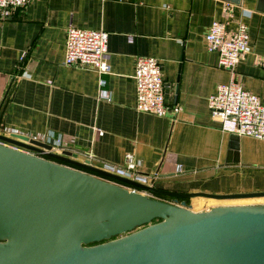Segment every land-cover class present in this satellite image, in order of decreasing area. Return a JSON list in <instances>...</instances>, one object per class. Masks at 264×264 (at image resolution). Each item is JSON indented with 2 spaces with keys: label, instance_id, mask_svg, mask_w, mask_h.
I'll return each mask as SVG.
<instances>
[{
  "label": "crops",
  "instance_id": "crops-1",
  "mask_svg": "<svg viewBox=\"0 0 264 264\" xmlns=\"http://www.w3.org/2000/svg\"><path fill=\"white\" fill-rule=\"evenodd\" d=\"M228 4L234 6L228 27L245 21L253 48L237 79L264 104V0H33L0 17V133L55 139L79 151L81 161L92 151L98 167L123 165L133 154L139 173L157 175L152 186L165 190L264 191V140L223 132L209 108L231 74L208 50L205 35L214 20L228 19ZM70 26L109 33V73L65 63ZM139 56L160 60L166 102L176 109L169 116L136 109ZM182 201L202 211L264 204V197Z\"/></svg>",
  "mask_w": 264,
  "mask_h": 264
},
{
  "label": "water",
  "instance_id": "water-1",
  "mask_svg": "<svg viewBox=\"0 0 264 264\" xmlns=\"http://www.w3.org/2000/svg\"><path fill=\"white\" fill-rule=\"evenodd\" d=\"M79 157L55 139L0 133V264H264V204L179 202L264 191L175 192Z\"/></svg>",
  "mask_w": 264,
  "mask_h": 264
},
{
  "label": "built area",
  "instance_id": "built-area-1",
  "mask_svg": "<svg viewBox=\"0 0 264 264\" xmlns=\"http://www.w3.org/2000/svg\"><path fill=\"white\" fill-rule=\"evenodd\" d=\"M32 1L0 0V17L10 18L17 10L25 8ZM225 14L228 19L214 20L205 35V40L208 50L218 53L220 67L229 71L231 78L229 82L219 85L217 91L210 96L209 108L212 115L219 120L223 132L264 140V104L257 94L246 89L237 79L240 62L253 49L249 26L239 19L234 28L228 27L230 21L234 20L233 5L226 6ZM108 40L109 33L105 30L70 26L66 37L65 63L94 69L100 74L109 73L111 64ZM134 78L137 86L136 109L138 111L165 117L169 116L171 111L176 110L166 102L165 80L162 64L158 58L139 56ZM104 83L102 79L101 84L104 85ZM100 95L102 99L110 98L105 90H102ZM85 153L88 160L94 164L93 159L97 156L92 151ZM99 167L149 185H152V179L157 177V175L140 174L133 154H127L123 165L103 162ZM129 188L139 190L135 187Z\"/></svg>",
  "mask_w": 264,
  "mask_h": 264
},
{
  "label": "rangeland",
  "instance_id": "rangeland-1",
  "mask_svg": "<svg viewBox=\"0 0 264 264\" xmlns=\"http://www.w3.org/2000/svg\"><path fill=\"white\" fill-rule=\"evenodd\" d=\"M210 209V208H209Z\"/></svg>",
  "mask_w": 264,
  "mask_h": 264
}]
</instances>
